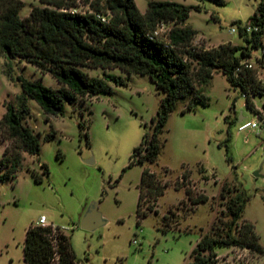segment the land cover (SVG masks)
Returning a JSON list of instances; mask_svg holds the SVG:
<instances>
[{"label": "rangeland", "instance_id": "obj_1", "mask_svg": "<svg viewBox=\"0 0 264 264\" xmlns=\"http://www.w3.org/2000/svg\"><path fill=\"white\" fill-rule=\"evenodd\" d=\"M20 1L21 18L34 6H43L39 0ZM134 1L144 13L148 2L157 0ZM172 1L200 7L191 10L182 25L197 32L192 41L197 50L221 44L244 46V40L230 29L244 25L264 3ZM90 2L79 0L72 11L90 12ZM170 27L159 26V35L165 36ZM256 59L259 51L252 52L251 63L262 79L264 62L255 64ZM196 67L192 62L191 70ZM84 70L91 77L100 78L103 72L119 76L124 85L108 82L110 94L76 99L63 105L62 115L47 116L35 101L24 97L16 79L41 80L50 88H57V82L25 59L0 54V119L7 104L24 109L23 124L40 144L39 153L30 155L0 128V160L5 152V162L19 157L18 165L9 161L0 167V264H25V232L40 216L70 236L80 264H185L202 235L213 225L221 228L229 221L226 200L236 188L247 198L240 221L253 226L263 251L235 246L217 249L215 264H264V123L245 107L241 90L231 87L220 70L208 84H195L196 93L207 103L196 101L192 110L182 113L190 99H179L159 135L155 162L128 167L133 150L152 131L163 94L146 75H127L119 69ZM263 102L264 96L253 98L256 109ZM247 121L257 122L258 128L239 132V124ZM50 133L54 136L47 139ZM42 164L48 168L47 177ZM145 168L167 187L157 201V214L148 212L138 218L137 186ZM36 176L42 181L37 182ZM223 185L231 191L223 193L224 198L220 195ZM186 189L192 198L206 196L207 202L192 205ZM93 202L98 203L106 224L89 232L81 229L80 222Z\"/></svg>", "mask_w": 264, "mask_h": 264}, {"label": "trees", "instance_id": "obj_2", "mask_svg": "<svg viewBox=\"0 0 264 264\" xmlns=\"http://www.w3.org/2000/svg\"><path fill=\"white\" fill-rule=\"evenodd\" d=\"M77 1L39 0L43 6H34L26 18H21L20 0H0V54L27 60L42 74H49L58 84L57 88H50L44 86L41 80L16 79L24 97L35 101L45 115H62L63 105L76 99L110 94L112 89L108 82L124 85L119 76L103 72L100 78L91 77L85 68L119 69L127 75H146L163 97L152 120V131L145 133L139 146L133 150L128 167L152 164L160 150L159 135L176 102L187 97L190 99L182 113L192 110L196 101L206 104L207 99L196 93L195 84H208L213 73L220 70L231 87L241 90L245 107L264 123V102L261 111L253 104V98L264 96V87L255 69L243 65L251 60L253 51H259V56L264 52L263 2L246 22L256 27V31L245 33L238 26V36L244 40V46L221 44L207 50H197L192 46L197 32L182 25L191 10H200L198 5L185 6L172 0L149 1L144 13H140L134 0H83L90 2L92 11L73 12ZM215 1L223 3L222 0ZM97 13H109L110 16L106 22H102L96 18ZM161 25L171 27L165 36L154 35ZM192 62L197 67L191 70ZM256 62L260 65L264 59H256ZM23 111L7 104L0 119V128L8 139L20 143L23 151L37 155L40 144L33 130L23 124ZM79 127L84 126L80 123ZM85 135L87 138V133ZM53 136L50 133L46 138ZM137 153L138 157L134 159ZM5 154L0 160V167L9 161L12 165H18L19 157L5 162ZM41 166L47 177V166ZM185 178L186 175L182 180ZM35 180L42 181L39 176ZM137 187V217L144 218L148 212L157 214V201L167 185L159 183L154 173L145 168ZM230 192L223 185L220 195L224 198L223 193ZM234 192L226 200L229 221L221 228L213 225L208 233L202 235L185 264H215L216 250L225 247H243L259 253L263 251L257 243L253 226L240 221L247 198L237 188ZM185 194L192 205L208 200L203 195L192 198L188 189ZM55 229L53 231L52 226L36 224L27 228L22 244L25 264H80L72 249L70 236L61 228Z\"/></svg>", "mask_w": 264, "mask_h": 264}, {"label": "built area", "instance_id": "obj_3", "mask_svg": "<svg viewBox=\"0 0 264 264\" xmlns=\"http://www.w3.org/2000/svg\"><path fill=\"white\" fill-rule=\"evenodd\" d=\"M73 12H75V11H73ZM109 16H110L109 13H107V14L97 13L96 14V18L101 20L102 22H106L107 19L109 18ZM240 29H242L243 32H245V33H251L252 31H256V27L250 26V25H248L246 23L244 25H241ZM238 32H239V28L238 27H236V28L233 27V28L230 29V33H237L238 34ZM159 33H160V29L158 28L157 31L154 32V35H159ZM261 55L262 56H259V59H262V58L264 59V52H262ZM251 61L252 60L246 61V62L243 63V65L245 67H247V68L255 69V67L252 65ZM254 63L256 64L257 62L254 61ZM258 80L260 81L261 86L264 87V78H262V79L258 78ZM257 119L263 123V121L259 117H257ZM257 128H258V123L257 122H255V121H247V122H241L239 124L238 131L239 132H244V131H247V130H255ZM36 225L42 226V227L48 226L46 224L45 216H40V218L36 222ZM52 229H53V231L56 230L55 227H52ZM133 244H135V241H133Z\"/></svg>", "mask_w": 264, "mask_h": 264}, {"label": "water", "instance_id": "obj_4", "mask_svg": "<svg viewBox=\"0 0 264 264\" xmlns=\"http://www.w3.org/2000/svg\"><path fill=\"white\" fill-rule=\"evenodd\" d=\"M241 118L239 119L240 121ZM86 162L89 163L90 161H86ZM254 175L258 177L259 176L258 171H256ZM105 224H106V220L103 219V217L98 211V203L96 202L91 203L81 219L80 222L81 229L92 232L98 229L99 227L104 226Z\"/></svg>", "mask_w": 264, "mask_h": 264}, {"label": "crops", "instance_id": "obj_5", "mask_svg": "<svg viewBox=\"0 0 264 264\" xmlns=\"http://www.w3.org/2000/svg\"><path fill=\"white\" fill-rule=\"evenodd\" d=\"M258 111H261V109H257ZM243 118H241V120H242ZM64 231V230H63Z\"/></svg>", "mask_w": 264, "mask_h": 264}]
</instances>
